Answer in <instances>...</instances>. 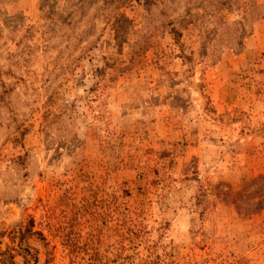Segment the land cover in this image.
<instances>
[{
	"label": "rangeland",
	"instance_id": "obj_1",
	"mask_svg": "<svg viewBox=\"0 0 264 264\" xmlns=\"http://www.w3.org/2000/svg\"><path fill=\"white\" fill-rule=\"evenodd\" d=\"M263 172L264 0H0V260L264 264Z\"/></svg>",
	"mask_w": 264,
	"mask_h": 264
},
{
	"label": "trees",
	"instance_id": "obj_2",
	"mask_svg": "<svg viewBox=\"0 0 264 264\" xmlns=\"http://www.w3.org/2000/svg\"><path fill=\"white\" fill-rule=\"evenodd\" d=\"M172 33L177 37L178 34L174 30H172ZM222 200L232 204L236 213L243 216L254 214L264 209V172L251 181L246 182L234 196L223 192ZM0 264H14V262L12 257L7 255L0 260Z\"/></svg>",
	"mask_w": 264,
	"mask_h": 264
}]
</instances>
